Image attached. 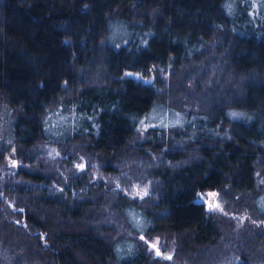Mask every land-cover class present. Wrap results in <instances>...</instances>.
Segmentation results:
<instances>
[{
  "label": "trees",
  "instance_id": "16d2710c",
  "mask_svg": "<svg viewBox=\"0 0 264 264\" xmlns=\"http://www.w3.org/2000/svg\"><path fill=\"white\" fill-rule=\"evenodd\" d=\"M248 10L242 0L232 7L229 0H0V107L10 112L20 161L15 171L0 160V264H150L142 241L153 236L173 249L162 264H224L236 256V264H264V212L257 208L264 193V16ZM117 27L126 36L109 44ZM162 101L192 122L152 129L130 147L140 119ZM67 109L81 119L58 141V159L70 161L76 146L100 154L110 189L98 199L52 198L49 205L44 190L33 197V185L75 174H50L32 149L45 117ZM179 144V166L152 168L161 154L174 158ZM191 144L200 146L194 159ZM210 190L232 207L222 219L229 236L234 215L253 219L243 224L257 258L219 234V218L197 199ZM141 191L156 199L140 205ZM45 241L50 248L36 244Z\"/></svg>",
  "mask_w": 264,
  "mask_h": 264
},
{
  "label": "rangeland",
  "instance_id": "374dc122",
  "mask_svg": "<svg viewBox=\"0 0 264 264\" xmlns=\"http://www.w3.org/2000/svg\"><path fill=\"white\" fill-rule=\"evenodd\" d=\"M243 4H246V6H249L248 10V15L250 16H259L263 17L264 16V0H242ZM235 4H237V0H229V5L232 7ZM260 19V18H258ZM126 33L123 31L121 28H115L112 32H110V35L108 36V43L109 44H115V42L121 41L122 38H125ZM166 69V70H165ZM164 74L165 77H169V70L165 68ZM149 81H151V77H149ZM210 85H213V82L210 80ZM215 87V86H213ZM191 90V89H190ZM168 100V98H166ZM184 102V100H181ZM186 109H189L186 107ZM241 113V112H240ZM238 111H231L229 112V115L231 117L234 116H242ZM189 114L186 111L176 109L172 106H169V104H166L165 101L156 102L155 104H152V106L148 109V111L144 114V116L140 119L138 125H137V131L134 135V137L131 140V146H135L137 142H141L144 140L146 137V134L152 130V129H169V128H180L183 129L186 124L192 122L193 118L192 115L188 116ZM45 129L43 131L42 136L38 137L36 140V143L33 146L32 153L36 155V157H39V161L44 162L45 164H48L50 174H58V172H66L68 170L74 171L75 176H73V179H83L85 180L84 183V188L87 186L91 185L94 186L95 188L89 190L87 193H85L84 197L82 198L83 200H94L95 197L96 199L100 198L101 191H106V189H110V187L107 186V184L110 182L108 178L101 177V158L100 154L96 155H89L85 151L83 152L81 149V146H76L72 148L73 152V158L71 157L70 161L69 159H64L60 160L59 155H57V144L58 141L62 138L68 137V135L72 134L74 127H78L79 125V120L81 119L78 115H75L74 111L72 109H67L65 112H60L59 114L53 115L49 114L45 117ZM9 119H10V112L7 111L4 107H0V139L4 138V145H8V148L6 149V153L2 150V146L0 143V160L5 158L6 162L8 163L9 169H14L15 171L18 169L19 164H18V156L16 154V151L14 149V146L12 145V138L10 137L9 134ZM93 125V124H91ZM187 131L186 129H184ZM182 135V133H180ZM192 137L194 135L192 134ZM188 138V137H187ZM177 139H181L180 137ZM186 139V138H185ZM190 139V136H189ZM195 141V137L193 138ZM89 144V143H88ZM86 144L85 147H88L89 145ZM194 144H191V146ZM182 146L184 145H176L173 146L174 149L172 151H175L174 153V158H170L167 156H164L163 154L160 155V157H157L155 161L152 163V168L157 170V168L162 167L166 168L168 166L169 169L179 166V162L184 160L185 155L183 154L182 151ZM199 145H194L192 147V150L190 151L192 153L191 158L194 159L196 158V153L199 151ZM83 148V147H82ZM191 149V148H190ZM93 150V149H91ZM178 150V151H177ZM172 154V153H170ZM20 162V161H19ZM185 163V161L183 162ZM82 167H79L81 166ZM94 166V169H92ZM85 167H89V170H85ZM171 167V168H170ZM19 183L22 181H27L25 179H21L20 176H17ZM45 178H54L58 182H62V178H69L66 176H49ZM44 179V178H42ZM260 181V182H259ZM258 182L264 185V178L258 179ZM65 183V181H64ZM66 183H69L68 181ZM82 184V183H81ZM93 184V185H92ZM264 187V186H263ZM138 198L141 199L139 201V204L145 205V199L146 198H152L153 200L156 199V195L153 193H147L144 192L142 194L141 192L135 193ZM215 194V195H212ZM88 195V196H87ZM87 196V197H86ZM155 196V197H154ZM197 199L202 202L208 210L209 214L215 215L218 219V231L219 234L222 235V238L226 240V244L230 243L231 241H234L232 238H235L237 245L236 247L239 250H242L243 253H249L251 254L252 259L257 258L259 256V250H254L252 247L249 245H253L254 239L253 235L251 236V232L249 231V227L245 226L243 222L250 220L253 221V219H249L247 217H243L245 215V209H243V212H241V218L242 222L239 220V214L234 215L233 222L234 224V231L233 235L235 237L229 236V230L226 231L224 229V221L226 219H223V214L224 212H227L228 216L229 214L231 215V209L232 207L230 204L223 198L218 191L210 190V191H205L202 193L197 194ZM211 204H218V208H210L209 205ZM257 208L262 210L264 212V193L261 197L258 198L257 200ZM94 207H97L94 205ZM99 210V208H98ZM233 216V215H232ZM137 213L133 214V220L136 223L137 226L142 228L143 226V220L140 218ZM223 219V220H222ZM220 221H222L223 224H220ZM257 221V220H256ZM261 221V220H260ZM260 221H257V224H261ZM233 226V225H232ZM261 227H264L261 224ZM237 229L239 230V233L237 232ZM252 230H259V227L253 226L251 228ZM1 230V229H0ZM165 237L158 238L157 236H153L151 238H148L151 242H159L160 245L161 243L165 246L164 241ZM1 240V239H0ZM3 241H0V245ZM250 242V244H248ZM168 246L166 245V253H170V242H168ZM12 245V244H11ZM129 246V245H128ZM246 246H248V250L246 249ZM256 247V246H255ZM120 253V252H119ZM229 253V252H228ZM186 258V257H183ZM193 258V257H192ZM240 256H236L234 259L229 260V258L225 261L224 264H236L239 263ZM187 262V259H186ZM182 263V262H181Z\"/></svg>",
  "mask_w": 264,
  "mask_h": 264
},
{
  "label": "flooded vegetation",
  "instance_id": "af4514ba",
  "mask_svg": "<svg viewBox=\"0 0 264 264\" xmlns=\"http://www.w3.org/2000/svg\"><path fill=\"white\" fill-rule=\"evenodd\" d=\"M63 183L71 182L73 183L71 186H69L71 183H66L65 185L62 184L61 182H58L54 178H44V179H39L38 184L33 185V190L35 191L33 194V197L38 196V192L44 190L45 193L39 194L42 195L46 198L48 201L49 205L53 204L52 203V198L56 200V202L60 199H75V198H80L82 199L89 190L95 188L94 186H87L84 188V183L85 180L83 179H73V178H62ZM82 183V184H81ZM93 185V184H92ZM74 190V191H73ZM155 197V196H154ZM79 200V199H78ZM58 203V202H57ZM59 205V204H58ZM204 205V204H203ZM57 214H67L69 211L67 209H55ZM143 246L145 250V258L148 263L150 264H162L165 262H170L172 260V255H173V249L170 247V253H166V245L164 246L162 243L160 245L159 242H151L148 239H143ZM38 242L36 243L37 245H44V246H49L51 247V242L45 241V242ZM155 245V247H153ZM157 250L159 251V255H157ZM170 257V258H169Z\"/></svg>",
  "mask_w": 264,
  "mask_h": 264
},
{
  "label": "snow or ice",
  "instance_id": "6c2138e0",
  "mask_svg": "<svg viewBox=\"0 0 264 264\" xmlns=\"http://www.w3.org/2000/svg\"><path fill=\"white\" fill-rule=\"evenodd\" d=\"M79 167H82V165L81 166H79ZM212 195H215V194H212ZM209 207L210 208H218L219 207V205L218 204H211V205H209ZM153 247H155V245H153ZM160 253H159V251L157 250V255H159ZM170 258V257H169Z\"/></svg>",
  "mask_w": 264,
  "mask_h": 264
},
{
  "label": "water",
  "instance_id": "95a60500",
  "mask_svg": "<svg viewBox=\"0 0 264 264\" xmlns=\"http://www.w3.org/2000/svg\"><path fill=\"white\" fill-rule=\"evenodd\" d=\"M127 75L139 78V74L129 72Z\"/></svg>",
  "mask_w": 264,
  "mask_h": 264
}]
</instances>
